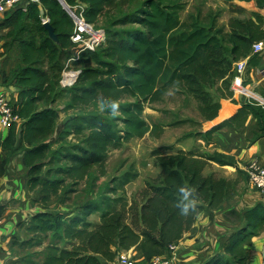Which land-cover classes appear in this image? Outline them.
Returning a JSON list of instances; mask_svg holds the SVG:
<instances>
[{
    "label": "trees",
    "instance_id": "obj_1",
    "mask_svg": "<svg viewBox=\"0 0 264 264\" xmlns=\"http://www.w3.org/2000/svg\"><path fill=\"white\" fill-rule=\"evenodd\" d=\"M38 1L7 14L2 22L11 27L4 49L17 43L20 64L2 81L17 89V102L13 104L19 123L0 134V148L7 153L5 158L0 157V179L9 157L17 155L26 169L27 192L38 194L40 211L30 217L26 227L30 237L22 245L36 237L40 242V235L53 233L67 246L50 243L44 247L41 260L28 264H110L120 251L129 250L134 260L149 264L163 256L169 245L178 243L200 213L217 210L236 197L237 179L204 174L212 162L235 168L237 178L247 181V173L234 157L184 150L167 154L164 151L172 148L158 149L152 155L159 167V181L145 185L141 206L116 197L137 177L133 167L111 181L108 194L113 197L86 202L76 216H67L50 203L53 199L62 201L66 188L84 182L93 169L104 176L111 149L119 150L147 134L159 136L164 127L149 125L143 113L147 104L160 102L170 88H179L191 97L205 121L214 120L220 105L209 89L214 88L218 98H232L236 63L247 59L249 68L258 63L251 47L264 42V17L253 12L249 19L230 18L227 26H222L219 12L203 15L197 11L182 21L183 0H64L70 8L84 6L83 17L92 25L107 10L135 1L140 4L117 19V24L132 28L112 33L102 46L82 54L77 62L81 73L69 88L71 105L87 108L100 103L106 110L62 123L61 130L71 128L74 136L82 137L81 144L61 155L64 166L55 168L51 177L50 169H43L51 160L53 144L60 139L58 136L55 142L50 141L59 119V111L52 105L63 69L61 60L65 61L72 46L73 22L57 0ZM255 3L264 10V0ZM42 18L54 29L57 44L48 37ZM113 101L119 105L116 113L105 107ZM250 117L258 125L254 139L264 138V105L254 99L244 100L230 118L194 136L210 144L215 131L223 127L238 131ZM184 122L194 123H177ZM186 186L193 190L195 206L188 214H181L177 205L183 199L180 189ZM4 211L1 205L0 220ZM92 214L99 215V224L94 227L87 220ZM239 218L242 226L224 240L222 253L204 264H248L252 238L264 232V204H255Z\"/></svg>",
    "mask_w": 264,
    "mask_h": 264
},
{
    "label": "crops",
    "instance_id": "obj_2",
    "mask_svg": "<svg viewBox=\"0 0 264 264\" xmlns=\"http://www.w3.org/2000/svg\"><path fill=\"white\" fill-rule=\"evenodd\" d=\"M215 3L222 12L218 18V23L222 26H227L230 18L249 19L252 17L253 12H257L264 17V10L257 8L255 0L249 2L216 0ZM12 12L0 13V94L5 95L12 103H16V87L2 84L3 79L9 76L12 70L20 64L17 43H13L9 49H4L5 37L11 27L2 25V22L7 18V14ZM207 12L210 11L207 10ZM207 12H204V14ZM257 57V65L251 68L247 66V59L244 60L245 67L241 78L244 87L250 93L264 100V44L263 51ZM246 99V97L240 94L236 95V93L232 94V98H218L216 101L219 103L220 108L216 118L212 121H202L197 118L195 122L200 123L201 127L188 135V139L194 140V142H190V146H185L181 142H176L175 145L170 144L173 147L169 153L184 150L201 155H210L217 152L234 157L237 160L238 167L244 172L253 162L264 165V138L254 139V134L258 131V125L256 120L251 117L238 131L230 127L218 129L212 134L210 144H206L202 139L194 136L196 132H207L212 127L230 118ZM60 131L61 128L57 122L50 141L55 142ZM4 134L5 132L2 133V136ZM53 145H56V143ZM6 156L7 153L0 148V157L5 158ZM208 164L216 165L212 162ZM218 167L220 168V178L236 179L235 168L229 166ZM136 168L137 177L127 186L135 184L141 179L143 174L140 168L143 172H148V169L145 170L143 167L136 166ZM156 171L158 174V166ZM26 179V169L22 159L17 155L10 156L5 167V175L0 179V206H5L3 217L0 220V264H21L22 258L19 256V246H23L22 243L30 237L26 233L29 222L26 217L40 211L36 202L38 194L27 192ZM142 182L144 184H138L140 186H138V193L135 196H138L139 192L145 187L144 178ZM127 186L125 188L126 193L128 196L133 195V191H128ZM52 202L50 205H52ZM142 203H139L138 206H141ZM257 203L264 204V197L249 184L248 180L239 178L236 197L232 201L224 203L217 210H206L200 213L192 228L182 236L178 242L177 264H204L215 254L222 253L224 240L231 232L242 226L243 221L239 218V215ZM249 249L250 260L248 264H264V232L252 238ZM135 262L136 264H147L142 260H135Z\"/></svg>",
    "mask_w": 264,
    "mask_h": 264
},
{
    "label": "rangeland",
    "instance_id": "obj_3",
    "mask_svg": "<svg viewBox=\"0 0 264 264\" xmlns=\"http://www.w3.org/2000/svg\"><path fill=\"white\" fill-rule=\"evenodd\" d=\"M183 2H185V9L181 13L182 21H185L189 15L197 11H200L202 14L207 12V10L210 12H219V14L222 13L215 3L216 0H183ZM139 4L140 1H135L126 6H117L114 10H107L94 26L105 30L108 38L112 33H121L124 30L132 28L130 26H121L117 24V19L123 14L132 12ZM63 62L64 60H61V65ZM209 91L216 101L218 95L214 88H210ZM55 92V103L52 107L59 111V119L57 121L60 128L62 127V123L67 122L69 118L106 110L100 103H96L87 108L72 106L70 103V89L68 88L62 89L57 87ZM236 95L239 94L236 93ZM240 95L245 96V94ZM248 98L251 99L249 96ZM127 102V100H124L123 103ZM143 118L149 125L159 124L163 126L164 128L161 134L159 136H150L147 134L141 140L134 139L127 144L125 143L119 150L111 149L105 165L106 173L104 176H99L98 170L93 169L84 182L79 183L75 187L68 186L66 188L67 192L62 196V201L53 199L54 201H51L52 206L67 216H76L79 214L80 207L86 202L98 203L102 197H113L112 194H108L111 181L114 178H119L126 171H129L130 168L133 167L137 170L136 166H140L145 168V170L148 169V172H143L142 168H140L143 174L141 179L135 182V184L127 186L128 191H133V195L128 196L126 191H124L123 194L121 192L116 193L117 198L122 197L125 201L129 203L133 202L138 206L139 203L143 201V191L145 187L139 192L138 196H135V194L138 193L137 188L140 186L138 184L143 183V178L145 180V185L147 183H158L159 181V173L157 174L156 171L157 163L155 158H152L153 152L158 149L172 148L173 146L170 144L175 145L176 142H181L185 144V146H190L189 143L194 142V140H189L188 135L201 127V124L195 122V120L200 118L204 121L197 110V103L176 87L170 88L160 102L147 104L145 106ZM181 120H192L194 123H177ZM59 137L60 139L57 140L56 145H53L51 149V160L43 169V172L50 169L51 177L53 176L55 168L64 166L61 155L66 151L72 150L74 146L80 145L82 138L81 136H74L71 133V128L63 129V131L61 130V132H59ZM164 152L167 154L169 153V151ZM219 171L220 168L218 166L208 164L204 170V174H212L219 178ZM236 179L238 184L239 178L236 177ZM30 217L29 215L26 219L30 220ZM236 218L238 217L236 216ZM236 218L234 219L236 220ZM87 220L90 222L91 226L94 227L99 224V215L92 214ZM36 238L28 245L19 246V256L22 258L23 264L41 260L44 247L50 243H59L60 247L67 246L64 241L59 240L53 233L40 235V242L38 241V237Z\"/></svg>",
    "mask_w": 264,
    "mask_h": 264
},
{
    "label": "built area",
    "instance_id": "obj_4",
    "mask_svg": "<svg viewBox=\"0 0 264 264\" xmlns=\"http://www.w3.org/2000/svg\"><path fill=\"white\" fill-rule=\"evenodd\" d=\"M28 3L38 4V0H0V13L5 14L17 9H26ZM84 6L78 4L69 7L68 15L73 22V29L70 35L72 46L69 48V55L63 62V69L59 79V87L62 89L71 88L75 84L81 69L77 62L82 54L97 50L106 42V32L85 21L83 17ZM47 21L42 18V23ZM263 41L256 42L251 47V54L258 55L263 51ZM244 60L235 65V77L230 89L233 93L245 94L241 90L246 89L243 85L241 74L244 70ZM247 99L248 95L245 94ZM250 97V96H249ZM251 99H254L250 97ZM258 102V101H257ZM263 105L262 102L259 101ZM19 123V118L15 113L14 104L3 94H0V134L6 132L13 125ZM246 173L249 184L264 197V165L256 162L251 163ZM132 251H120L111 264H136L132 257ZM178 243L169 245L163 256L155 257L149 264H177Z\"/></svg>",
    "mask_w": 264,
    "mask_h": 264
},
{
    "label": "clouds",
    "instance_id": "obj_5",
    "mask_svg": "<svg viewBox=\"0 0 264 264\" xmlns=\"http://www.w3.org/2000/svg\"><path fill=\"white\" fill-rule=\"evenodd\" d=\"M105 107L110 108L112 113L118 111L119 105L116 102L105 104ZM180 191L183 194L182 202L177 205L181 214H188L189 210L195 206V199L193 197V190L190 187H182Z\"/></svg>",
    "mask_w": 264,
    "mask_h": 264
},
{
    "label": "water",
    "instance_id": "obj_6",
    "mask_svg": "<svg viewBox=\"0 0 264 264\" xmlns=\"http://www.w3.org/2000/svg\"><path fill=\"white\" fill-rule=\"evenodd\" d=\"M60 5L62 6V8L66 11V13H68L69 11V7L66 5V3L64 2V0H57ZM44 24V28L46 29L47 33H48V37L51 39V41H53L54 43H58V39L54 33V29L52 28V26L49 24L48 21H46ZM254 100L258 101L257 99L254 98ZM264 105V104H263Z\"/></svg>",
    "mask_w": 264,
    "mask_h": 264
},
{
    "label": "bare ground",
    "instance_id": "obj_7",
    "mask_svg": "<svg viewBox=\"0 0 264 264\" xmlns=\"http://www.w3.org/2000/svg\"><path fill=\"white\" fill-rule=\"evenodd\" d=\"M241 91L244 92L245 94H247L248 96L253 97V98H257L259 101H261L262 103H264V100L263 99H261L260 97H257L256 95L250 93L247 89H243Z\"/></svg>",
    "mask_w": 264,
    "mask_h": 264
}]
</instances>
